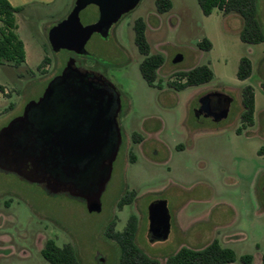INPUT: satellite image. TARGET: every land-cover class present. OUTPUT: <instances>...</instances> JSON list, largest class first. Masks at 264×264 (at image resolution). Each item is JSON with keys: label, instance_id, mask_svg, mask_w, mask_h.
I'll return each instance as SVG.
<instances>
[{"label": "rangeland", "instance_id": "rangeland-1", "mask_svg": "<svg viewBox=\"0 0 264 264\" xmlns=\"http://www.w3.org/2000/svg\"><path fill=\"white\" fill-rule=\"evenodd\" d=\"M169 1L170 9L160 13L156 0H140L107 37L94 33L85 45L91 68L116 88L121 103V144L101 195V211L88 212L79 198L49 194L42 184L0 171V264H49L41 254L49 239L72 245L78 264H118L117 243L106 231L110 226L122 230L131 214L137 217L135 243L161 264L182 246L200 248L214 239L233 250L235 259L228 264H243V255L261 264L264 41L240 39L243 22L237 13L213 9L205 15L198 0ZM71 8L72 0H31L15 14L26 59L18 66L0 64V128L42 94L70 57L81 59L65 49L53 51L48 40L50 27ZM258 10L264 31V0ZM79 17L84 25L94 22L97 7L88 5ZM137 18L145 22L149 53L164 57L154 85L139 70L143 55L134 42ZM203 39L210 41L209 50L199 47ZM176 54L182 60L173 63ZM242 57L249 59L251 74L239 80ZM201 64L213 72L209 82L182 89L171 85L184 81L178 73ZM247 85L254 92L251 125L241 121V92ZM211 91L232 98L228 116L218 123L194 115L198 99ZM132 191L134 196H128ZM122 198L130 202L119 207ZM156 199L166 200L172 223L167 240L152 243L147 206Z\"/></svg>", "mask_w": 264, "mask_h": 264}, {"label": "water", "instance_id": "water-1", "mask_svg": "<svg viewBox=\"0 0 264 264\" xmlns=\"http://www.w3.org/2000/svg\"><path fill=\"white\" fill-rule=\"evenodd\" d=\"M139 1L74 0L66 17L48 30L52 50L86 54L90 37L94 33L107 37L110 27ZM91 4L97 7L98 17L84 25L79 14ZM181 60L182 55L176 54L172 62ZM231 102L227 94L207 92L198 99L194 115L218 123L228 116ZM120 108L116 88L101 74L78 67L70 57L42 94L0 128V171L42 184L49 194L79 198L88 212L101 211V195L121 144ZM147 213L148 241L167 240L166 200L150 202Z\"/></svg>", "mask_w": 264, "mask_h": 264}, {"label": "trees", "instance_id": "trees-1", "mask_svg": "<svg viewBox=\"0 0 264 264\" xmlns=\"http://www.w3.org/2000/svg\"><path fill=\"white\" fill-rule=\"evenodd\" d=\"M259 0H198L199 6L205 15H209L213 9L220 10L223 14L237 13L242 18V27L239 37L243 42L260 43L264 41V31L259 19ZM169 0H156L157 11L163 13L169 10ZM20 7H14L8 0H0V64L9 63L18 66L25 62V48L22 40L16 33L17 24L15 14ZM134 42L143 59L139 64V70L143 79L150 85L156 84L157 70L164 62V57L159 53L150 54L149 45L145 37V22L137 18L133 24ZM203 50H209L211 43L203 39L199 43ZM47 59H44L46 62ZM184 79L182 83L172 82L176 89L186 86H197L209 82L213 78L212 70L205 64L193 66L178 73ZM251 74V64L247 57L239 61L236 76L239 80L248 78ZM0 91L3 87L0 85ZM243 110L241 121L251 125L254 116V92L247 85L241 92ZM239 132V129H238ZM134 196V192L127 194ZM125 196V197H128ZM129 198V197H128ZM130 199L122 198L118 206L129 203ZM137 230V217L131 214L125 226L120 231H114L110 226L106 235L117 243L119 250L118 264H161L157 259L148 256L135 243ZM43 258L49 264H78L74 248L66 243L61 246L55 244L52 239L45 242L41 248ZM235 259L232 249L223 247L217 239L212 240L200 248L180 247L176 252L169 255L164 264H228ZM243 264H251L252 256H241ZM261 264H264V254L261 256Z\"/></svg>", "mask_w": 264, "mask_h": 264}, {"label": "flooded vegetation", "instance_id": "flooded-vegetation-1", "mask_svg": "<svg viewBox=\"0 0 264 264\" xmlns=\"http://www.w3.org/2000/svg\"><path fill=\"white\" fill-rule=\"evenodd\" d=\"M71 52V51H70ZM73 53V52H72ZM74 54V53H73ZM74 55H80V54H74ZM88 55V52L86 54H81V59L78 60L75 58V56H73L75 58V63L78 67L83 68V69H88V70H92L90 63L88 62L87 58H85V56ZM62 70V69H61ZM199 106V103H198ZM197 106V107H198ZM196 107V108H197ZM148 207V206H147ZM170 214V213H169ZM147 219H148V213H147ZM171 223H172V217L170 215V230H171ZM170 234V233H169ZM147 239H148V233H147Z\"/></svg>", "mask_w": 264, "mask_h": 264}, {"label": "crops", "instance_id": "crops-1", "mask_svg": "<svg viewBox=\"0 0 264 264\" xmlns=\"http://www.w3.org/2000/svg\"><path fill=\"white\" fill-rule=\"evenodd\" d=\"M8 1L14 7H20L19 11H21L25 7V5L28 4L31 0H8ZM38 1L44 4H53L56 2V0H38ZM73 1L74 0H72V6H73ZM25 59H26V53H25Z\"/></svg>", "mask_w": 264, "mask_h": 264}]
</instances>
